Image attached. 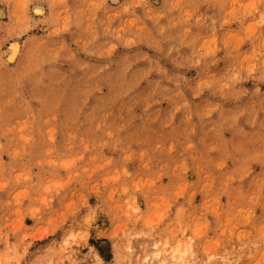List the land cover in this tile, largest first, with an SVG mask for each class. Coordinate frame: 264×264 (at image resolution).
I'll list each match as a JSON object with an SVG mask.
<instances>
[{"label":"rangeland","instance_id":"374dc122","mask_svg":"<svg viewBox=\"0 0 264 264\" xmlns=\"http://www.w3.org/2000/svg\"><path fill=\"white\" fill-rule=\"evenodd\" d=\"M0 15V264H264V0Z\"/></svg>","mask_w":264,"mask_h":264},{"label":"bare ground","instance_id":"6f19581e","mask_svg":"<svg viewBox=\"0 0 264 264\" xmlns=\"http://www.w3.org/2000/svg\"><path fill=\"white\" fill-rule=\"evenodd\" d=\"M46 11V10H45ZM35 12L38 13V14H42L43 13V10L41 8H36L35 9ZM2 14V13H1ZM1 16V15H0ZM4 16V15H3ZM8 48V54L5 52L6 55V60L5 62L7 61L8 64L9 63H12L15 61V59L18 57V54H20V49H21V45L19 43V41H14V42H11L9 44V46L7 47ZM4 54V55H5ZM20 56V55H19ZM154 242V241H153ZM152 243V242H151ZM150 243V244H151ZM152 247H153V250L150 251L152 254H153V259H154V262L152 263V260H151V263L150 264H168V263H171V264H175L176 262H178L179 260L183 259L182 256L186 253L185 251H183L182 253V256L179 255V247L175 248L174 251L172 252V255L167 259V260H164L162 261V254H161V251L157 249V244H154L152 243ZM130 248V247H129ZM132 248V247H131ZM150 248V247H149ZM127 250H128V247H127ZM147 250V249H146ZM145 250V251H146ZM155 250V251H154ZM130 251V250H129ZM125 252V250H124ZM149 252V253H150ZM148 253V252H147ZM129 254V253H127ZM168 254V252H167ZM165 255V253H164ZM170 255V254H169ZM147 259V258H145ZM144 259V261H145ZM149 260V259H148ZM168 262V263H167ZM180 262V261H179ZM178 262V263H179ZM146 264V263H145Z\"/></svg>","mask_w":264,"mask_h":264}]
</instances>
